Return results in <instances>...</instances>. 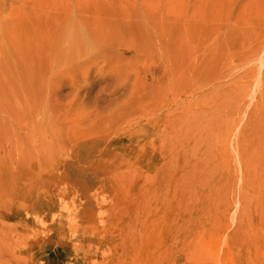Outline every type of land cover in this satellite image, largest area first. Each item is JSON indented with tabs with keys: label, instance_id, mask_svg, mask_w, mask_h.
I'll return each instance as SVG.
<instances>
[{
	"label": "rangeland",
	"instance_id": "rangeland-1",
	"mask_svg": "<svg viewBox=\"0 0 264 264\" xmlns=\"http://www.w3.org/2000/svg\"><path fill=\"white\" fill-rule=\"evenodd\" d=\"M0 264H264V0H0Z\"/></svg>",
	"mask_w": 264,
	"mask_h": 264
}]
</instances>
